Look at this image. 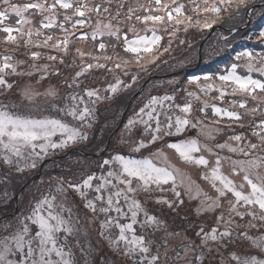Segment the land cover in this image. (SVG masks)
Instances as JSON below:
<instances>
[{"label": "rangeland", "instance_id": "374dc122", "mask_svg": "<svg viewBox=\"0 0 264 264\" xmlns=\"http://www.w3.org/2000/svg\"><path fill=\"white\" fill-rule=\"evenodd\" d=\"M15 2L23 4L27 0H15ZM179 2L185 4L186 12L192 7L188 0H179ZM127 4H131L133 7L138 4L148 6L149 0H126L123 10L125 12ZM115 6L114 0L112 7L115 8ZM33 12L34 10H30L25 14L32 21L31 25L25 27L39 28L43 16L32 15ZM58 12L61 14L57 16V24L64 23L62 15L64 10L58 9ZM138 14L146 13L141 10ZM77 18L73 17V20ZM17 19L12 16L5 23L19 27L16 24ZM121 19L123 20V16ZM95 20L96 17L92 16L89 24L79 30L72 29L70 22L65 24L66 28L75 33L69 37L67 54L51 47L32 45L25 47L23 44L17 49L15 45L6 44L0 40V59L8 55L13 58L12 63L24 62L17 63V73L20 74L5 77L13 85L12 88L0 86V110L22 118L59 119L88 137L87 140L70 144L64 149H49L47 155L41 154L42 159L32 155V150L28 148L22 150L20 157L0 149V239L15 234L21 228V221L31 214L37 202L43 197L55 196L54 203L64 205L65 211L62 214L66 219L70 218L73 228L72 235L68 237V246L73 253L75 264H141L142 254L125 256L123 242H120L119 251H117L105 239L106 236H110L112 239L118 237L119 229L115 226L102 229L101 222L106 221L109 217L118 218L119 214L115 211H110L107 215L99 212L100 207L106 206L100 201H96L97 211L93 213L84 207L85 200L81 199L79 194L69 187V183L82 184L89 175L98 178L106 176L110 170L118 171V165L104 164L105 160H111L116 155L137 160L151 158L158 167H166L167 165L162 159L153 156L154 153L162 150L168 156L169 161L181 169L183 177H177L176 191L180 193L179 197L171 190V182L161 185L160 188L153 184L149 191H137L136 193V199L141 202L149 215L156 217L157 220L155 224L142 227L144 215L140 213L138 216L140 222L134 225L135 234L144 236L146 242H151L149 255H154L159 251L160 264H236V261L231 259L232 253H236L241 259L251 256L264 259V252L253 248L248 241L237 238L243 231H248L253 236L264 233V227H260L261 221H252L257 225V228H249L248 222L251 217L245 216L244 219H241L234 214L230 215L227 211V200L234 199L231 197V193H228L226 197H220L221 207L212 211L206 208V204L211 201L205 200L203 194L199 196L196 194V188L199 186L203 193H207L213 199L217 198L216 190L209 181L202 178L204 173L214 166L217 155L230 157L232 160L264 157V149L259 147L255 150L246 149L249 151L248 157L242 153H231L227 149L216 147L217 144L225 142L234 147H245L250 142L258 144V139L252 135L250 121L254 119L256 124L259 123L261 119L259 111H264V106L259 109L254 118L244 117L245 126L243 128L236 124H232L231 128L227 127L226 125L230 123L227 118L219 125H211V121L215 118L211 107L205 109V112L199 111L203 107V102L207 100L210 105L216 104L219 107H227V103L212 99L217 95L216 93L205 96L195 84L188 83L193 77H200L201 83L205 76L213 77L215 80L216 77L227 74L233 64L240 65L237 69L238 74H247L242 67L245 60H237L236 56L244 51L252 52L254 55L264 54V42H261L259 38V33L264 31V0H248L246 6L241 7L238 13L223 14L222 19L208 29L190 28L187 32H178L175 37H171L161 29L158 31V35L163 37L160 49L162 55L155 63L148 64L144 68L137 66L134 60L126 67H115L122 60L132 59V55L126 53L123 46V35L127 33L129 39L133 36L131 32L127 31L129 24H136L140 35H151L150 32L143 31V24L133 18L131 21H125L119 25L120 40L104 36L93 41L91 32ZM113 23L116 22L113 21ZM41 31L44 35L34 36L33 39L43 41L45 36L53 35L54 39L49 41V45L55 43L56 39L62 40L64 36L59 27L41 29ZM85 33H87L88 39H80ZM13 34L16 35V33ZM4 35L6 34L0 32V37ZM169 39L172 41L171 46L167 52H163V47L168 46ZM101 41L107 45L103 52L98 48ZM77 48L99 57L111 56L112 59L99 61V63L106 64L105 68L93 67L83 75L77 76L76 73L80 72L87 63H97L87 55L81 58L76 52ZM34 51L41 53L38 60L31 58V52ZM49 55L56 56L57 59L49 60L47 58ZM61 59H63V63L60 62ZM33 64L36 67H32ZM108 69H112V71H108ZM252 75L254 78L264 79L258 73ZM133 77H135V82H133ZM117 78L123 83L116 93H112L109 85L115 84ZM216 82L219 83V81ZM26 89L34 93L31 99L24 95ZM49 90H54L56 95L49 96L47 94ZM89 90H96L101 99L89 98L86 95ZM189 92L196 93L200 96V100L190 97ZM73 96L83 97L84 103L92 110L91 116L83 122L73 119L64 111L78 103V100H72ZM164 96H174L175 99L164 101L163 109L158 110L167 112L169 115H182L176 105L183 106L185 102L191 101L193 111L190 118L193 123L201 120L203 125L219 127L222 131L214 132V139H208L206 136L200 135V128L203 125H198L197 128L189 127L186 132L178 136L162 135L160 140L149 143L147 148L140 152H133L134 144L140 139H144L147 143L151 139V133L146 134L142 124L135 125L130 131L125 126L129 119L136 117L140 108L144 107L152 97L162 98ZM231 99L241 98L226 97V101ZM257 104V101L248 98L247 106L249 108L256 107ZM170 105L171 107H169ZM79 107L83 108L84 104H79ZM236 110L244 112V109L237 108ZM161 120H164L163 115H161ZM89 124L91 127L88 126ZM233 135H242L244 139L239 143L232 141L229 137ZM189 138H195L201 144V152L197 155L202 154L209 160L208 168L184 164L178 159L174 150L167 148L168 143ZM53 139L58 141L59 134ZM208 148L212 149V153L207 151ZM36 151L39 152V148ZM5 155L10 157V164L4 162ZM33 161L36 163L35 168L28 166ZM18 169H23V171ZM222 171L237 185L244 183L245 192L250 191L243 180L244 174L242 172L233 174L229 161H223ZM259 171L264 173V168ZM182 178L183 183H181ZM252 179L255 180V177L253 176ZM191 181L195 183L192 184V191L188 192L187 189ZM98 183H100L99 179L93 180L94 186ZM113 183H116L114 179ZM135 186L136 182L134 181L133 187ZM119 187L124 186L119 185ZM58 188H63L65 191L58 192ZM109 191H115V189H111L109 186ZM95 195L94 191L88 190L87 199H94ZM103 195L106 197L108 192H104ZM202 200H205L204 205L201 204ZM157 201H168V203H158ZM181 201L183 202L181 203ZM120 203L126 211L123 199ZM169 203H171V207H169ZM67 209H71V211L69 212ZM56 210L59 212L60 208L57 207ZM240 211H244V208H240ZM221 213H223L225 221L231 220V223L227 225L232 231L231 239L216 242L209 240L207 243H203L204 233L210 232L212 228H217L218 232L225 230L224 221L217 223V217ZM43 214L46 215V211ZM128 222H130L129 219L120 218V223ZM28 223L30 224V222ZM60 235L63 237L64 233ZM128 235L130 238L131 233ZM59 243H64L63 239ZM67 250L68 248L65 249V251ZM165 251H167L166 257ZM9 258L18 259L17 256ZM53 258L56 259L55 256Z\"/></svg>", "mask_w": 264, "mask_h": 264}, {"label": "snow or ice", "instance_id": "6c2138e0", "mask_svg": "<svg viewBox=\"0 0 264 264\" xmlns=\"http://www.w3.org/2000/svg\"><path fill=\"white\" fill-rule=\"evenodd\" d=\"M248 0H188L192 6L188 12L185 11V4L180 3L179 0H149V5L138 4L133 7L127 4V11H123L126 6V0H115V8L112 7L114 0H27L21 4L15 0H0V32L5 33L0 37L6 44L15 45L18 49L21 44L28 47L29 45L35 47H51L67 54L69 37L74 35L65 27L66 23H71V28L79 30L89 24L91 17L95 16V24L92 26L91 39L96 41L97 38L109 36L115 37L116 40L121 39V29L119 25L125 21H131L133 18L144 25L143 31L150 32L151 35H140L136 24H129L127 31L133 34L129 39L127 33L123 35V46L126 53L132 55V59L122 60L121 63L115 65L116 68L126 67L132 60L136 65L144 68L146 65L155 63V61L162 55L161 40L163 37L158 35L161 29L167 32L171 37H175L180 31L187 32L190 28L198 30L211 28L214 24L222 19V15L227 13H238L239 9L246 6ZM58 9H63L64 23L57 24V16L61 13ZM30 10H34L32 15L39 14L43 16L40 21V27H25L31 25L32 21L25 16ZM70 10V11H69ZM143 10L146 14H138ZM230 10H232L230 12ZM46 14V15H45ZM15 16L18 19L16 24L19 27H13L11 24L5 23L10 17ZM123 16V20L121 17ZM73 17H78L73 20ZM46 21V22H45ZM113 21L116 23L114 24ZM59 27L63 33V39H56V42L49 45V41L54 39L53 35L45 36L43 41L34 40L33 37L44 35L41 29H52ZM13 33H16L14 35ZM261 42H264V31L259 33ZM80 39H88L87 33L83 34ZM171 39L168 40L166 47H163V52H167L171 46ZM183 43V41H181ZM107 45L104 42L98 44L101 52L106 49ZM76 52L83 58L86 55L97 63H87L77 76H81L93 67L105 68L106 64L99 63L101 59L110 61L111 56L104 55L102 57L95 56L93 53H85L77 48ZM41 56L40 52H31V58L38 60ZM49 60H56V56L49 55ZM12 57L5 55L0 59V86L12 88V84L5 78L8 75L20 74L17 73V63L22 64L23 61L12 63ZM237 60L244 59L245 63L242 67L246 70V75L238 74L237 69L240 65L233 64L227 74L220 75L213 79V77H203L201 83L200 77H193L188 81L189 84H195L205 96L210 93H216L212 99L221 102H226L227 107H219L216 104H209L207 100L203 102V107L199 109L200 112H205V109L211 107L213 117L211 125H219L227 118L230 122L226 126L231 128L232 124H236L243 128L244 117H255L259 109L264 106V79L253 77V73H258L260 77H264V54L254 55L252 52L244 51L238 53ZM63 63V59L60 60ZM36 67V65H32ZM112 71V69H108ZM216 81H219L217 83ZM135 82V77H133ZM123 82L117 78L116 83L109 85L112 93H116ZM130 86V85H129ZM49 96H55L54 90H49ZM24 95L29 99L34 93L26 89ZM86 95L96 100L101 99L96 90L87 91ZM190 97L200 100V96L194 92H189ZM226 97H240L241 99H231L226 101ZM248 98L257 101L256 107L249 108ZM174 96H164L162 98L152 97L144 107L140 108L135 118H131L125 126L129 131L137 124L144 125L145 133H151V139L147 143L144 139L136 142L132 148L133 152H140L142 149L148 147L149 143H155L162 138V135L172 136L180 135L191 128H197L198 125H203V121L197 120L193 123L191 117L193 111V104L191 101L185 102L183 106L176 105L182 115H169L167 112L160 110L164 107V101L174 100ZM73 101H77L72 107L65 109L66 114L73 117V119L81 122L85 121L87 117L91 116L92 110L84 103L83 97H72ZM94 103V101H93ZM79 104H84L83 108ZM171 107V105L169 106ZM244 109L241 113L236 109ZM160 109V110H158ZM161 115L164 120H161ZM205 115H207L205 113ZM261 117L258 124L253 119L252 135L256 137L259 143H249L245 147H234L225 142L217 144L219 149H227L231 153H242L245 157L249 156V151L246 149L255 150L258 147L264 149V111H259ZM154 125V126H153ZM91 127V124L88 125ZM174 129V131H173ZM222 131L219 127H211L203 125L200 128V135L206 136L208 139H214L213 133ZM59 134L60 139L54 140ZM86 134L81 132L59 119H30L13 116L9 112L0 110V149L6 150L8 153L17 157L22 156V150L25 148L32 150V155L36 158L42 159L41 154L47 155L49 149H64L70 144L87 140ZM230 140L241 142L244 137L242 135H233L229 137ZM39 148V152L36 149ZM167 148L172 149L177 154L178 159L187 165H194L196 167L208 168L209 160L201 152V144L195 138L183 139L177 142L167 144ZM207 151L212 153V149ZM154 157L160 158L167 165L166 167H158L151 158L132 159L121 155L113 156L111 160H105V165L116 164L118 171H108L106 176L95 177L89 175L82 184H71L69 187L79 194L81 199L85 200L84 207L90 209L93 213L97 211L96 201H100L106 206L99 208V212L107 215L110 211H115L119 214L118 218L109 217L106 221L101 222L102 229H108L115 226L119 229V236L112 239L106 236L105 239L109 241L110 246L119 251V244L123 242L125 249L123 254L131 257L136 253L142 254L141 264H160V254L157 251L154 255H149L151 252L150 243L146 242L144 236H137L134 225L139 223L138 216L140 213L144 215V221L141 226L152 225L157 223L156 217L149 215L141 202L136 199L137 191H149L151 185H156L160 188L161 185L169 184L171 182L172 191L177 197L180 193L176 191L177 177H183L181 169L176 167L169 161L168 156L161 150L153 154ZM4 162L10 164L11 159L8 155L3 157ZM229 161L233 174L242 172L243 180L246 182L250 191L245 192V184L237 185L228 175L222 171L223 161ZM29 167L35 168L36 163L33 161ZM264 168V157H253L251 159L232 160L230 157H220L217 155L215 164L211 169L204 173L203 179L210 182L211 186L216 190L218 196L216 199L203 193L202 189L197 186L196 194L204 195L205 200L211 201L206 204V208L212 211L220 208V197H226L231 193V197L227 200L229 214L244 219L245 216L251 217L248 222L249 228H257V225L252 221H261L260 227H264V173L259 169ZM23 171V169H18ZM238 170V171H237ZM255 177V180L252 177ZM99 179L100 183L93 185V180ZM113 179L116 183H113ZM136 186L133 187V182ZM183 183V178L181 179ZM191 181L188 186V192L192 191ZM123 185L124 187H119ZM219 185V186H218ZM109 186L115 191H109ZM88 190L96 193L94 199H87ZM162 190V189H161ZM58 192H64L63 188H58ZM108 192L105 197L104 192ZM131 194V195H130ZM121 199L127 211L121 206ZM55 196L43 197L37 202L31 214L21 221V228L11 236H5L0 239V264H75L73 253L68 246V237L72 235L73 228L70 224V218L66 219L63 216L64 205H56L54 201ZM205 200L201 204H205ZM168 203V201H157ZM183 201H181L182 203ZM169 203V207H171ZM60 208L58 212L56 209ZM244 208V211H240ZM258 209V211H257ZM46 211V215L43 212ZM71 211V209H67ZM130 214V215H129ZM120 218H127L128 223H120ZM27 221V222H26ZM224 221L225 230L218 232L217 228H212L210 232L204 233L203 243L207 241H220L224 239H231L232 231L227 226L231 220L225 221L223 213L217 217V223ZM30 222V224L28 223ZM31 225V226H30ZM34 226V227H33ZM239 227V225H238ZM203 232V229H201ZM61 233L64 236L61 237ZM129 233L131 236L129 238ZM103 235V233H101ZM199 235V233H198ZM238 239L248 241L253 248L264 252V233L260 235H250L248 231L240 232ZM63 239L64 243H59ZM68 248L67 251L65 249ZM179 255V254H177ZM10 256H17L18 259H10ZM56 257L54 259L53 257ZM167 251H165V257ZM231 259L236 261V264H264V259H257L255 256L245 257L241 259L236 253L231 254Z\"/></svg>", "mask_w": 264, "mask_h": 264}, {"label": "trees", "instance_id": "16d2710c", "mask_svg": "<svg viewBox=\"0 0 264 264\" xmlns=\"http://www.w3.org/2000/svg\"><path fill=\"white\" fill-rule=\"evenodd\" d=\"M126 211H127V209H126Z\"/></svg>", "mask_w": 264, "mask_h": 264}]
</instances>
